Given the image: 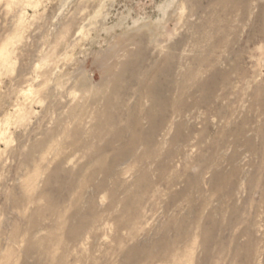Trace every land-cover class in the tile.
Wrapping results in <instances>:
<instances>
[{"label":"rangeland","instance_id":"obj_1","mask_svg":"<svg viewBox=\"0 0 264 264\" xmlns=\"http://www.w3.org/2000/svg\"><path fill=\"white\" fill-rule=\"evenodd\" d=\"M0 264H264V0H0Z\"/></svg>","mask_w":264,"mask_h":264},{"label":"bare ground","instance_id":"obj_2","mask_svg":"<svg viewBox=\"0 0 264 264\" xmlns=\"http://www.w3.org/2000/svg\"><path fill=\"white\" fill-rule=\"evenodd\" d=\"M165 58L167 60L171 59L170 56L169 57H165ZM198 84L200 86V83H198ZM208 84L209 83H207V85H206V83L205 84L203 83V85H202V83H201V86L199 87V89L200 90H204V89L206 90L207 87H208ZM154 86L148 85L147 83H145L144 90H143L144 93H142V94L146 95L147 97H149L152 100V102H153L152 108L154 106H156V107L159 106L160 109H162V108L164 109V108H166V106L169 105V98H167V97H159V93L157 94L158 90H156V87H154ZM211 90H210V92H212ZM165 93H167V94L169 93V89L167 87L165 88V92L164 93L161 92L160 94L164 95ZM207 93H208V90H207ZM114 94H116V93H114ZM127 117H128V124H127V126L125 128H127V131L129 132L128 141L125 144H123L121 146V148H119L118 150L114 151V153H113L114 155L113 156L116 157V158L117 157L118 158L122 157L125 154L134 153V147H135V145L138 142H142L144 140L151 141L152 138H154V136H155L156 127L159 126V124H156L155 120L152 119V117L150 116V110L147 111V119H148L149 124H150L151 127H150V129L147 130V132H142L139 129L140 120H139L138 112H137L136 108H133V109L127 111ZM96 164L99 166L100 165V161H97ZM51 205H52V208H53L54 205L53 204H51ZM77 234H78V229L73 228L71 230V232L69 233V236H73L74 237Z\"/></svg>","mask_w":264,"mask_h":264}]
</instances>
